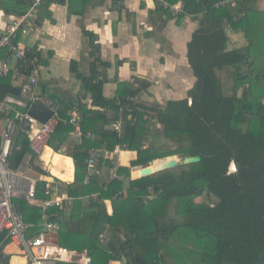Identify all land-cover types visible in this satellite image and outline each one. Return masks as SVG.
Segmentation results:
<instances>
[{
	"label": "trees",
	"instance_id": "16d2710c",
	"mask_svg": "<svg viewBox=\"0 0 264 264\" xmlns=\"http://www.w3.org/2000/svg\"><path fill=\"white\" fill-rule=\"evenodd\" d=\"M33 1L0 0V11L13 20L24 15ZM154 1L156 9L149 16L150 36L162 53L175 57L171 44L161 34L175 17L161 0ZM164 1L172 5L177 0ZM183 1L184 14L195 13L192 8L196 0ZM220 1L223 0H201L206 10L192 18L198 22L187 45V61L196 78L193 89L185 100L168 101L165 105L140 99L139 94L151 86L146 80L119 86L114 99L104 98L102 76L110 63L102 60L97 37L82 28L89 71L81 75L72 63L71 72L82 83L75 105L80 111L81 130L93 137L83 138L79 144L69 142L73 129L61 122H67L68 116L58 108L59 123L48 147L58 153L68 142L65 156L72 159L74 166V180L66 194L71 201L70 211L65 213L62 205L61 221L57 218L67 228L66 232L61 231V243L64 246L78 241L77 250H90L91 264H259L264 249V41L259 43V36L247 27L249 45L228 51L227 28L235 26L237 13H244L248 24L260 13L257 0H233V9H216L214 5ZM181 19L182 14L177 25ZM34 51L40 56L36 48ZM225 70H231L233 80L226 94L219 76ZM12 89L11 75L0 78V101L12 95ZM87 99L89 104L85 103ZM67 108L72 111L74 107ZM118 122L120 132L113 129ZM16 137L21 141L16 143L20 149L13 145L9 168L18 167L29 152L25 133L18 130ZM116 145L136 153L131 167L149 166L155 160L162 163L175 154L199 157L200 162L130 180L127 198L123 199L121 192L126 181L114 180L106 191L99 186L102 159L88 184H84L88 150L104 148L111 152ZM55 153L51 155L57 156ZM31 156L36 157L32 153ZM60 160L54 157V172L63 168L69 174ZM31 167L41 171L32 164ZM156 168L151 166L152 171ZM39 173L46 175L44 171ZM117 173L129 177L127 168H120ZM137 176L134 172L133 177ZM149 190L156 198L144 204ZM37 193L43 196L39 186ZM117 194L119 200H113ZM93 195H97L96 200L83 207L82 199ZM107 200L111 201L112 216L106 212ZM14 204L25 222L40 220L41 210L35 211L34 219L26 214V207L15 200ZM99 216L108 217L106 243L90 237ZM119 235L125 240L113 249L109 244ZM8 243L0 234V248ZM0 264H8V258L0 259Z\"/></svg>",
	"mask_w": 264,
	"mask_h": 264
},
{
	"label": "crops",
	"instance_id": "0c3cea01",
	"mask_svg": "<svg viewBox=\"0 0 264 264\" xmlns=\"http://www.w3.org/2000/svg\"><path fill=\"white\" fill-rule=\"evenodd\" d=\"M256 4L257 11L260 13L259 17L264 20V0H257ZM175 5L185 13L183 0H177ZM194 5L192 9L196 10L195 13H183L178 25L176 22L180 15L172 14L175 18L170 20L161 31L163 38L171 44L172 51L176 54L173 57L162 53L158 43L150 36L152 21L150 22L149 16L156 9L154 0H43L35 12L34 18L27 20L18 34V42L21 45L26 48H36L40 54V78L37 89L39 102L55 112L61 108V113L66 116L71 112L67 107H75L82 83L71 72V64L75 63L74 67L77 73L87 75L90 61L88 53L84 49L85 39H83L82 28L97 37L102 60H107L110 63V67L104 70L102 76L104 98L114 99L119 86L136 85V80H146L151 83V86L139 94L142 101L149 103L155 101L160 105H165L168 101L185 100L196 83V78L187 61V45L192 34L198 29V22L192 18L201 16L206 10L201 0H196ZM234 20L236 21L235 26L227 28L228 51L242 49L249 45L245 35V30L248 27L245 14L237 13ZM11 21L10 16H6L0 11V34ZM253 68L254 66L251 70ZM230 72L231 70H225L219 73L225 94L233 86ZM229 79H231L232 85L226 86ZM241 93L240 89L239 96ZM85 103L89 104V99ZM21 111H25V109L21 108ZM18 130L22 132L21 126H18L14 134L12 147L15 145L19 150L20 145L16 144L21 142L16 137ZM69 142L79 144L72 136ZM67 146L68 142L61 147L58 153L47 146L41 155L36 157H32L29 150L18 167H10V170L15 174L13 180L17 187L14 200L26 207V214L34 219L35 211L40 209L31 207L24 199L32 183L35 184L36 194H38V186L42 190L45 181L53 182L56 185V196L67 199L63 201V208H67L65 213L68 214L70 211L71 201L68 200L66 194L68 185L74 180V166L72 159L65 156ZM102 150L106 151L104 148ZM51 152L58 155L52 156ZM129 153H132L133 157L128 158L126 154ZM54 157H60V162L65 169L70 171L69 174L63 168L54 172L52 166ZM135 159L136 153L129 151L121 152L115 159L120 165L119 169H129V177L126 178L127 184L130 180L139 179L138 176L133 177L134 170L139 167L130 166ZM31 164L46 172V175L39 173L41 171H34ZM149 166H152L151 163ZM231 167L230 171H235L234 165ZM103 173L102 175H104ZM110 173L112 171H107L104 181L108 179ZM123 194V199H126L127 193ZM37 196L43 198V196ZM94 197L97 196L83 198L81 201L83 207L90 206L91 202L96 200ZM104 204L107 215L112 216L111 201H104ZM51 211L50 213L56 218H60L61 221L60 208ZM39 214L40 212H37V215ZM26 223L33 226L28 232L29 236L35 235L42 229L41 218L39 221ZM35 228H37L36 232L33 231ZM62 231L66 232L67 228L64 227ZM60 235L61 231L55 235L58 245ZM118 238L122 242L125 240L122 235H119ZM59 246L66 247L65 245ZM0 249L8 258V264L26 263L25 257L14 244L9 242ZM109 264L125 263L110 262Z\"/></svg>",
	"mask_w": 264,
	"mask_h": 264
},
{
	"label": "built area",
	"instance_id": "2783aa9c",
	"mask_svg": "<svg viewBox=\"0 0 264 264\" xmlns=\"http://www.w3.org/2000/svg\"><path fill=\"white\" fill-rule=\"evenodd\" d=\"M43 0H34L30 9L22 16L13 19L0 34V78L11 75L13 88L20 91L18 98L15 96H6L0 101V234L10 243L14 244L26 259L25 264H91V252L85 250H72L61 247L57 244L55 235L63 230L61 223L55 215L50 213L55 208H61L63 201L67 200L56 196V185L51 181H45L42 187L43 198L36 194L35 184L32 183L25 195V201L33 208L42 211L41 231L35 235H28L32 225L26 223L23 216L18 212L14 199L16 197V186L12 170L9 168V156L12 149L14 134L23 120H26L30 127L27 134V140L30 152L35 156H40L42 151L48 146L59 119L56 112L54 116L44 125L28 116L27 112L32 102L38 100V83L40 78V56L34 49L26 48L18 42V34L25 22L33 19L36 10L40 7ZM162 6L175 15H181L184 12L177 8L175 4L169 5L164 0L160 1ZM233 0H223L214 5L216 9L234 6ZM6 57V58H5ZM26 96V97H25ZM24 97V98H23ZM25 109V111H21ZM68 123L72 127V137L80 142L83 138L91 139L90 133H83L80 127V111L77 107L68 114ZM121 122L113 126L114 131L120 132ZM123 150L120 145H116L111 152L91 148L87 152L84 161L85 181L88 184L89 179L96 172V166L99 159L111 162L113 165L112 173L108 176L103 190L114 180H123V176L118 175L119 163L115 160ZM143 167L136 168L138 173ZM110 171V172H111ZM117 194L113 200L119 199ZM156 196L149 190L147 196L143 199L147 204ZM101 243H106L108 238L103 234L98 236ZM5 254L0 249V259H4Z\"/></svg>",
	"mask_w": 264,
	"mask_h": 264
},
{
	"label": "water",
	"instance_id": "95a60500",
	"mask_svg": "<svg viewBox=\"0 0 264 264\" xmlns=\"http://www.w3.org/2000/svg\"><path fill=\"white\" fill-rule=\"evenodd\" d=\"M11 93L12 95H15V96L20 95V91L14 88L11 90ZM263 104H264V99H263ZM27 114L29 117L35 119L37 123L44 125L54 116V110L43 105L39 101H35V102H32L31 105L29 106ZM255 116L258 117V115H255ZM20 126H21L22 132L27 134L29 131V127H30L29 123L26 120H23ZM170 160L171 162H169L165 167L158 169L157 171H152L151 166H145L139 171V174L142 177H148L154 173L173 169L180 165H190V164H195V163L200 162L199 157H186L182 154L181 155H171ZM108 223H109L108 217L99 216L91 228L90 237L92 239L98 238L100 234H103L106 231V227L108 226ZM121 244H122V241L120 239L113 238L109 246L115 249L116 246H121ZM128 252L129 250H126V253ZM259 264H264V249L260 257Z\"/></svg>",
	"mask_w": 264,
	"mask_h": 264
},
{
	"label": "rangeland",
	"instance_id": "374dc122",
	"mask_svg": "<svg viewBox=\"0 0 264 264\" xmlns=\"http://www.w3.org/2000/svg\"><path fill=\"white\" fill-rule=\"evenodd\" d=\"M231 8H232V6H230ZM170 13H172L171 11H169ZM173 14V13H172ZM249 22H248V20H247V24H248ZM249 26H248V28L250 29V31L253 33V34H255V36H259V38H257V39H259L258 41H259V43H262L264 40V23H263V21H262V18H260V17H252V22L250 23V24H248ZM257 39H255V41H257ZM260 57V56H259ZM263 57V56H262ZM264 59V58H263ZM262 58H260L259 59V62H261L262 60H263ZM230 76H231V72H230ZM229 76V77H230ZM231 86L232 85V81H231V79H229L228 80V82H227V84H226V86ZM12 143H13V141H12ZM122 148H123V150L125 149V147L123 146V145H120ZM127 156H128V158L129 157H133V154L132 153H129V154H126ZM175 155H181V154H175ZM168 157H170V156H168ZM103 160V159H102ZM155 162H157V160H155L154 162H152L151 163V165L153 166V165H156L155 164ZM107 164H109L108 166H107ZM112 168H113V165H111V162H105V160H103V164L100 166V169H101V176H100V184H99V186L102 188V186L105 184V181H104V176H105V174L107 173V171H111L112 170ZM232 169V167H230V170ZM104 172V173H103ZM102 173L104 174V175H102ZM107 178V177H106ZM105 178V179H106ZM56 180V179H55ZM127 179L125 178V179H123V181H126ZM128 182V181H127ZM55 183H56V181H55ZM128 185H129V183L127 184L126 182L124 183V189H123V191L121 192L122 194V197H124V192L125 193H128ZM16 189H17V187H16ZM98 195V194H97ZM97 195H95V196H97ZM95 199L97 198V197H94ZM119 200V199H118ZM67 209V208H66ZM65 209V210H66ZM59 239H60V243H61V235H60V237H59ZM59 243V245H62L63 243H61L60 244ZM77 243H78V241H77ZM77 243H76V241H70L69 243H67L65 246L67 247V248H70V249H76L77 250Z\"/></svg>",
	"mask_w": 264,
	"mask_h": 264
},
{
	"label": "bare ground",
	"instance_id": "6f19581e",
	"mask_svg": "<svg viewBox=\"0 0 264 264\" xmlns=\"http://www.w3.org/2000/svg\"><path fill=\"white\" fill-rule=\"evenodd\" d=\"M169 162H171V160H167V161L162 162V163L155 162L157 168L154 171H157L158 169L165 167Z\"/></svg>",
	"mask_w": 264,
	"mask_h": 264
}]
</instances>
